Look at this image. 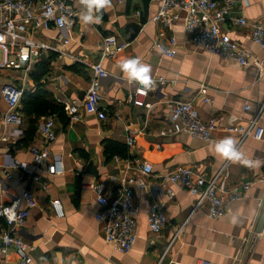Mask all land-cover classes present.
<instances>
[{
	"label": "crops",
	"instance_id": "obj_1",
	"mask_svg": "<svg viewBox=\"0 0 264 264\" xmlns=\"http://www.w3.org/2000/svg\"><path fill=\"white\" fill-rule=\"evenodd\" d=\"M78 9L79 19L73 28L42 27L36 32L54 47L44 50L30 70L0 66V90L5 84H15L24 91H34L37 80L32 71L41 59L53 55L49 71L41 82L49 96L64 105V111L54 112L56 137L50 144L45 162H37L32 145L43 146L45 139L38 124L20 105L21 121L6 122L1 113L9 110V102L0 92V171L7 168L11 177L0 190V202L18 201L30 213L25 225L17 229L34 245L29 264H192L207 259L210 264H264V140L254 136L242 139L233 125H243L259 114L264 123V78L255 58L264 57V47L252 38L251 25L229 20L225 29L234 39L251 49L250 61L241 64L231 56L210 54L202 45H195L183 21L168 26L153 16L159 0H104L95 15L100 20L84 21L90 0H70ZM140 9L142 15L136 14ZM233 15H245L249 21L264 23V0H233ZM117 34L129 42L116 56H103L102 41L107 34ZM177 37V52L168 55L153 43L170 35ZM2 55L0 58H2ZM136 57L150 66L149 77H163L150 90L147 106L135 102L137 79H129L120 61ZM102 63L109 71L103 76L101 105L108 115L87 111L81 106L80 117L72 116L66 103L84 98L95 74L94 64ZM210 84L209 100L203 99L199 81ZM175 99L192 100L204 120L217 115L219 120L211 140L193 136L183 130L163 134L170 129V106ZM250 103L251 107L246 108ZM134 137L130 144L128 139ZM231 136L240 159L221 156L214 142ZM116 142L115 146L109 142ZM61 158L64 166L49 172L47 165ZM148 160L153 172L146 176L147 186L134 183L138 238L134 247L123 252L104 237L103 222L96 217L101 204L97 191L89 186L102 182L108 197L115 194L121 179L142 174L140 163ZM250 160L252 163H245ZM20 163H26L33 173ZM179 165H188L220 175L219 185L231 187L250 181L247 194L230 202L223 216L209 214L206 200L199 202L187 189L163 182L161 174ZM176 188L173 195L171 187ZM25 189L33 192L37 203L30 205L22 197ZM60 198L64 214L59 216L52 199ZM157 201L167 215V223L159 231L150 226L148 210ZM7 223L0 218V236ZM2 264L18 261L16 246L4 252Z\"/></svg>",
	"mask_w": 264,
	"mask_h": 264
},
{
	"label": "built area",
	"instance_id": "obj_2",
	"mask_svg": "<svg viewBox=\"0 0 264 264\" xmlns=\"http://www.w3.org/2000/svg\"><path fill=\"white\" fill-rule=\"evenodd\" d=\"M233 0H159V9L153 16L154 20L161 21L165 25L172 26L182 20L185 30L191 34L195 45H202L210 54H221L231 56L241 64L250 61L251 49L234 39L225 29V24L231 20L238 24L251 25L252 38L264 47V23L261 21H249L245 15L232 14ZM136 14L142 15L140 9ZM79 19L78 9L70 0H0V49L3 52L0 58V66H12L30 70L33 63L42 55L44 50L52 49L54 46L41 38L36 37V32L42 27L57 26L59 28H73ZM177 37L172 34L169 37L158 38L153 47H158L168 55L177 52ZM129 42L119 38L117 34H107L102 41L103 56H116L120 51L127 48ZM264 78V57L255 58ZM95 74L91 78L90 85L83 99L73 100L66 103V110L74 117H80L81 106L87 111L96 112L104 118L108 115L101 105L102 78L109 71L102 63L94 64ZM163 77L151 78L148 82L137 79L135 89V102L151 106L146 98L151 89ZM210 84L206 80L199 81V90L203 99L209 100L208 91ZM1 94L9 102V110L1 113V118L6 122L21 121L20 105L24 95V88L15 84H5ZM251 104L247 103L246 108ZM170 119L172 127L163 128L162 133H175L187 131L193 136L211 140L213 132L217 128L218 116L214 115L208 120L201 116L199 108L192 100L175 99L170 106ZM45 142L43 146L32 145L31 150L37 162H45L51 152L50 144L56 137L54 114L45 115L40 121ZM230 130L238 131L242 139L254 136L264 140V123L259 121V114L251 117L243 125H233ZM134 137L130 136L128 142L132 144ZM1 141V136H0ZM20 165L27 171L33 173L26 163ZM64 166L61 158L54 159L47 165L51 173L58 171ZM142 174L138 177H123L115 194L108 197L104 191L102 182L92 181L89 186L97 191V197L101 207L96 212V217L103 222L105 239L116 249L130 251L138 238L137 214L139 206L134 199V183L139 182L147 186L146 176L153 172L151 161L145 160L140 163ZM35 178L40 175L33 173ZM163 182H171L178 188L187 189L191 194L198 197L199 202L206 200L209 204V214L213 217L223 216L228 212L230 202L247 194L251 182L238 183L233 186L219 185V174L208 176L206 172L199 171L188 165H179L166 173H162ZM11 177L7 168L0 171V190L6 188V179ZM176 191L175 186L169 189L171 195ZM22 197L26 198L30 205L37 203L33 192L25 189ZM52 205L56 213L64 214L63 203L60 198L52 199ZM5 208H10L5 212ZM30 213L28 207H20L18 201L0 202V218L7 223L0 236V248L7 252L12 245L16 246L19 260L8 264H29L32 257L34 245L27 241L20 233H16L25 225ZM148 220L153 230L159 232L167 223V215L164 213L159 202L154 201L148 210ZM2 264V259H0ZM192 264H210L207 259H201Z\"/></svg>",
	"mask_w": 264,
	"mask_h": 264
},
{
	"label": "clouds",
	"instance_id": "obj_3",
	"mask_svg": "<svg viewBox=\"0 0 264 264\" xmlns=\"http://www.w3.org/2000/svg\"><path fill=\"white\" fill-rule=\"evenodd\" d=\"M104 4V0H90L87 4V11L83 12L82 19L88 21H99L100 16L94 14V10H98ZM120 66L124 70L129 79H138L141 82H148L150 66L142 63L139 58L131 57L120 61ZM214 150L221 156L240 159L242 153L236 147V141L231 136L222 137L214 142ZM245 163H252L250 160H245ZM10 208H5L8 212Z\"/></svg>",
	"mask_w": 264,
	"mask_h": 264
},
{
	"label": "trees",
	"instance_id": "obj_4",
	"mask_svg": "<svg viewBox=\"0 0 264 264\" xmlns=\"http://www.w3.org/2000/svg\"><path fill=\"white\" fill-rule=\"evenodd\" d=\"M149 0H144L147 3ZM53 55H50L47 58L41 59L36 63L32 74L37 80V88L34 91H24V95L21 99V104L25 106L27 111L31 114L35 112L36 115L31 117V124L35 126L38 124V120L41 115L52 114L54 112H63L64 105L59 103L55 98L49 96L47 89L43 86L41 78L44 74L49 71V66L51 64ZM111 147L116 145V142H109Z\"/></svg>",
	"mask_w": 264,
	"mask_h": 264
},
{
	"label": "water",
	"instance_id": "obj_5",
	"mask_svg": "<svg viewBox=\"0 0 264 264\" xmlns=\"http://www.w3.org/2000/svg\"><path fill=\"white\" fill-rule=\"evenodd\" d=\"M260 222H261L260 224H263V223H264V211H263V213H262L261 221H260Z\"/></svg>",
	"mask_w": 264,
	"mask_h": 264
},
{
	"label": "rangeland",
	"instance_id": "obj_6",
	"mask_svg": "<svg viewBox=\"0 0 264 264\" xmlns=\"http://www.w3.org/2000/svg\"><path fill=\"white\" fill-rule=\"evenodd\" d=\"M2 55V50L0 49V56Z\"/></svg>",
	"mask_w": 264,
	"mask_h": 264
}]
</instances>
